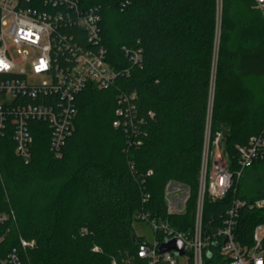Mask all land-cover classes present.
Returning a JSON list of instances; mask_svg holds the SVG:
<instances>
[{"label": "trees", "instance_id": "16d2710c", "mask_svg": "<svg viewBox=\"0 0 264 264\" xmlns=\"http://www.w3.org/2000/svg\"><path fill=\"white\" fill-rule=\"evenodd\" d=\"M80 2L99 8L116 77L108 87L90 83L77 94L74 128L58 152L44 121L31 122L29 161L16 152L11 125L0 133V211L13 209L16 216L0 225V264L21 237L35 240L22 250L23 264H143L137 249L146 239L132 226L139 211L193 231L209 113L231 171L239 169L236 145L264 131V18L254 0H221V9L219 0ZM57 98L41 91L14 103ZM128 107L130 113L117 115ZM260 167L264 160L246 168L222 199L206 196L205 234L223 223L235 196L264 198V179L255 194L242 182ZM172 180L190 191L180 213L168 208ZM260 223L264 207H241L236 238L252 246ZM218 245L212 241L204 250V264L230 261ZM177 264H194L193 256Z\"/></svg>", "mask_w": 264, "mask_h": 264}, {"label": "built area", "instance_id": "2783aa9c", "mask_svg": "<svg viewBox=\"0 0 264 264\" xmlns=\"http://www.w3.org/2000/svg\"><path fill=\"white\" fill-rule=\"evenodd\" d=\"M255 7L264 18V0H254ZM81 31L84 32L81 33ZM107 50L101 34V15L98 7H85L80 0H0V133L11 125L16 152L29 161L34 141L31 122L44 121L51 129L50 147L56 152L63 146L74 128L77 112V94L88 84L108 87L116 77L115 69L106 58ZM140 53H135L137 60ZM26 64L34 75L49 76L43 82L28 79ZM53 93L54 103H14L19 96H37L39 92ZM118 108V116L130 113ZM209 118L207 128L209 125ZM120 120L114 121L118 126ZM207 131V130H206ZM222 135V132H217ZM239 169H229L228 154L219 153L212 162L210 176L206 164L201 168L193 231L185 232L172 226L169 221L139 211L136 219L148 223L155 231L153 241L138 244L137 254L143 264H177L185 262L190 255L194 264H204L203 254L212 241L219 245V252L230 258L227 264H264V223L258 224L253 233L254 244L243 245L235 236L239 210L243 206L263 208L264 198L249 201L235 196L223 223L212 233L203 231V208L205 198L222 199L242 177L246 168L256 161L264 160V131L252 135L244 144H237ZM183 185L166 187V199L170 212H183L189 198V188L184 195L178 194ZM145 195L144 200L148 199ZM179 203L183 208L179 209ZM13 209L0 211V225L15 220ZM161 234V236H158ZM184 242L185 254L174 251L160 252V245L170 238ZM3 237H0V241ZM35 245V240L20 238V247L14 248L2 264H23L25 252ZM21 251H20V250Z\"/></svg>", "mask_w": 264, "mask_h": 264}, {"label": "rangeland", "instance_id": "374dc122", "mask_svg": "<svg viewBox=\"0 0 264 264\" xmlns=\"http://www.w3.org/2000/svg\"><path fill=\"white\" fill-rule=\"evenodd\" d=\"M219 8L221 9V0H219ZM220 12L221 10H219V13ZM218 49H219V34L215 41L216 53ZM26 68L28 71V79L33 83L43 82L44 80L50 78L49 76H44V75H34L30 70V66L27 64H26ZM253 84L255 85L256 88H258L259 86L258 81H253ZM213 95H214V81L211 89V103L213 100ZM211 131L212 128H211V115H210L209 125L206 131V140H205V147H204L203 161H202L205 167L206 164L208 165L207 167L208 176H210V173L212 171V162L215 161L217 158H219V153L221 154L225 153L227 155V152L224 150L223 134L218 135L216 133L212 135ZM228 160H229V155H228ZM260 179H264V167H260L259 169H254L249 171L242 181L245 191L248 192L249 194L257 193L258 188L261 186ZM181 184H183V188L178 190V194L184 195L186 189H188V186L184 183ZM182 208H183V204L179 203V209ZM132 226L137 236L145 237L147 241L154 240L155 231L148 223L140 221L138 219H134Z\"/></svg>", "mask_w": 264, "mask_h": 264}, {"label": "water", "instance_id": "95a60500", "mask_svg": "<svg viewBox=\"0 0 264 264\" xmlns=\"http://www.w3.org/2000/svg\"><path fill=\"white\" fill-rule=\"evenodd\" d=\"M159 251L161 253L165 251H174L176 255L183 256L185 254L184 242L177 237L167 239L160 245Z\"/></svg>", "mask_w": 264, "mask_h": 264}, {"label": "crops", "instance_id": "0c3cea01", "mask_svg": "<svg viewBox=\"0 0 264 264\" xmlns=\"http://www.w3.org/2000/svg\"><path fill=\"white\" fill-rule=\"evenodd\" d=\"M170 184H171V186L172 187H175V185H177V184H181L180 182H177V181H174V180H172V181H170ZM181 185H183V184H181ZM185 186V185H184Z\"/></svg>", "mask_w": 264, "mask_h": 264}]
</instances>
